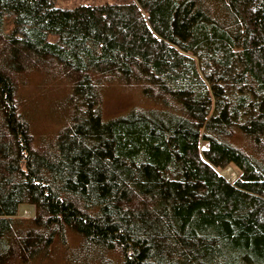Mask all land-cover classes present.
<instances>
[{
  "label": "trees",
  "instance_id": "trees-1",
  "mask_svg": "<svg viewBox=\"0 0 264 264\" xmlns=\"http://www.w3.org/2000/svg\"><path fill=\"white\" fill-rule=\"evenodd\" d=\"M36 76L67 91L39 137ZM113 84L148 106L103 120ZM55 242L62 264H264V0H0V264Z\"/></svg>",
  "mask_w": 264,
  "mask_h": 264
},
{
  "label": "rangeland",
  "instance_id": "rangeland-1",
  "mask_svg": "<svg viewBox=\"0 0 264 264\" xmlns=\"http://www.w3.org/2000/svg\"><path fill=\"white\" fill-rule=\"evenodd\" d=\"M66 94V88L42 84L37 76L33 78L30 84L23 88L21 95L25 99L27 110L29 111L30 123L35 136L39 137L41 134L43 135L58 128L59 106L64 101ZM134 105L148 106L147 103L140 101L139 93L127 90L119 85H108L102 92L103 120L122 116ZM228 167L234 171L235 179L238 172L233 166ZM32 210L31 214L23 215L22 207L20 212L18 208L17 216L31 218L34 216V207ZM66 240L69 241V237ZM65 251V246L59 242H55L50 253V258L45 260L43 264H62L61 259Z\"/></svg>",
  "mask_w": 264,
  "mask_h": 264
},
{
  "label": "bare ground",
  "instance_id": "bare-ground-1",
  "mask_svg": "<svg viewBox=\"0 0 264 264\" xmlns=\"http://www.w3.org/2000/svg\"><path fill=\"white\" fill-rule=\"evenodd\" d=\"M221 173L228 181H232L235 177V173L230 167H227ZM32 208H33V206L32 207L31 206H23L22 207V214L23 215L31 214V212L33 211Z\"/></svg>",
  "mask_w": 264,
  "mask_h": 264
},
{
  "label": "water",
  "instance_id": "water-1",
  "mask_svg": "<svg viewBox=\"0 0 264 264\" xmlns=\"http://www.w3.org/2000/svg\"><path fill=\"white\" fill-rule=\"evenodd\" d=\"M221 175H222V173H221ZM230 182V181H229Z\"/></svg>",
  "mask_w": 264,
  "mask_h": 264
}]
</instances>
